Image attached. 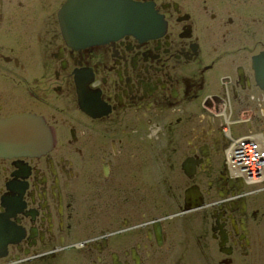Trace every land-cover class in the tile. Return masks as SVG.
Listing matches in <instances>:
<instances>
[{"label":"flooded vegetation","instance_id":"flooded-vegetation-1","mask_svg":"<svg viewBox=\"0 0 264 264\" xmlns=\"http://www.w3.org/2000/svg\"><path fill=\"white\" fill-rule=\"evenodd\" d=\"M68 2L0 0V119L52 133L46 153L0 160V264H264V194L223 168L212 112L264 123V0H104L90 8L114 24L80 17L79 42ZM140 10L149 23L127 20Z\"/></svg>","mask_w":264,"mask_h":264},{"label":"bare ground","instance_id":"bare-ground-1","mask_svg":"<svg viewBox=\"0 0 264 264\" xmlns=\"http://www.w3.org/2000/svg\"><path fill=\"white\" fill-rule=\"evenodd\" d=\"M162 35V34H160ZM257 52V51H256ZM264 51L252 56L251 68L253 70V80L257 87L264 94V60L261 54ZM228 83V80L225 81ZM229 98V97H228ZM259 106L264 105V96L258 98ZM262 103V105H261ZM214 115L222 118L223 125L221 127L222 136L225 137L226 146L224 148V164L223 168L227 173L236 180H242L246 188L248 196H261L264 194V123L261 121L257 113L252 110L242 109L238 113L233 106L234 117H232L226 105H214ZM93 112H91L92 114ZM260 113V112H259ZM96 114V113H95ZM244 114V116H243ZM262 114V113H260ZM14 115H29L30 126L33 130L32 147L22 148L19 151H14L8 154H0V160L15 159L19 157H30L46 153L51 147L52 133L50 126L46 123L45 118L42 121L35 114H14ZM12 115V116H14ZM10 116V117H12ZM254 116V118H253ZM8 117V118H10ZM33 122V123H32ZM6 158V159H4ZM18 160V159H17ZM248 175L251 178H245ZM248 183V184H247ZM256 201V200H255ZM10 226L5 224L4 232L9 230ZM5 251L0 252V256L4 255Z\"/></svg>","mask_w":264,"mask_h":264},{"label":"water","instance_id":"water-1","mask_svg":"<svg viewBox=\"0 0 264 264\" xmlns=\"http://www.w3.org/2000/svg\"><path fill=\"white\" fill-rule=\"evenodd\" d=\"M140 13H138V15L134 18L129 17L127 20L131 21L132 19L141 18L142 23L145 21L149 23L145 11L140 10ZM85 16L89 17L90 13L87 12ZM261 58L264 60V53L261 54ZM30 118L31 117L29 115H14L8 119H0V154L5 155L14 151H19L22 148H31L33 146V130L30 126ZM191 192H193L192 188L187 190L188 197L190 196ZM5 224H9L8 221H3L0 219V241L2 243L4 242L6 245L13 240L10 238L4 240L3 234L12 233L13 229L9 228L7 232H4L3 228L5 227Z\"/></svg>","mask_w":264,"mask_h":264},{"label":"built area","instance_id":"built-area-1","mask_svg":"<svg viewBox=\"0 0 264 264\" xmlns=\"http://www.w3.org/2000/svg\"><path fill=\"white\" fill-rule=\"evenodd\" d=\"M245 176V178H248V179H250L251 177L250 176H248V175H244Z\"/></svg>","mask_w":264,"mask_h":264},{"label":"rangeland","instance_id":"rangeland-1","mask_svg":"<svg viewBox=\"0 0 264 264\" xmlns=\"http://www.w3.org/2000/svg\"><path fill=\"white\" fill-rule=\"evenodd\" d=\"M243 116H244V114H243ZM179 171H180V170H179ZM179 171H178V172H179ZM180 172H181V171H180Z\"/></svg>","mask_w":264,"mask_h":264}]
</instances>
